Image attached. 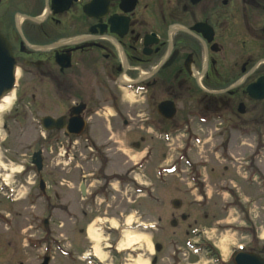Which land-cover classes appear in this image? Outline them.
<instances>
[{
	"label": "flooded vegetation",
	"instance_id": "obj_1",
	"mask_svg": "<svg viewBox=\"0 0 264 264\" xmlns=\"http://www.w3.org/2000/svg\"><path fill=\"white\" fill-rule=\"evenodd\" d=\"M0 35L15 64V98L0 121L3 132L32 124L33 151L18 155L28 157L18 173L33 178L32 201L59 198L55 187L78 173L82 217L98 211V197L113 198L100 187L118 179L106 171L118 136L157 171L173 137L188 140L182 150L200 138L264 140V0H0ZM61 171L68 179L53 184ZM256 175L264 179L261 165ZM251 244L264 261V241ZM160 250L155 242L151 264Z\"/></svg>",
	"mask_w": 264,
	"mask_h": 264
},
{
	"label": "rangeland",
	"instance_id": "obj_2",
	"mask_svg": "<svg viewBox=\"0 0 264 264\" xmlns=\"http://www.w3.org/2000/svg\"><path fill=\"white\" fill-rule=\"evenodd\" d=\"M10 107L11 104L0 115ZM8 124L10 130L3 132L0 121V174L1 178L7 177V185L0 182V264H43L44 256L51 258L47 264H99V260L103 264H137L139 260L151 264L155 242L161 246L155 264H201L202 259L232 264L239 246L248 250L251 242L264 241V179L261 181L256 175L257 166L261 165L264 172V140L260 144L256 139L200 138L190 144L191 149L182 150L188 140L173 137L168 140L170 145L162 149L164 167L157 171L144 161L146 150L134 149L130 139L118 136L112 139L116 141L109 151L111 164L106 169L118 179L111 186L100 187H105V194L113 198L102 201L98 197L94 206L99 210L83 218L78 173L69 176L68 186L55 187L59 198L32 201L33 178H28L27 183L18 172L25 167L30 169L24 159L28 160L26 156L33 151L35 133L31 123L19 124L26 127L23 135L19 125L12 121ZM256 150H263L261 162ZM157 151L160 153L158 148ZM84 168L95 172L98 159ZM132 168L134 179L127 177ZM67 175L61 171L51 180L54 184L55 180L68 179ZM96 186L100 185L93 181L89 189ZM172 199L181 201L180 208L172 207ZM47 204L51 208L43 209ZM64 206H69L68 213ZM181 213L187 216L186 220L179 218ZM173 219L177 224H173ZM90 227L97 241L88 237ZM201 227V233L192 231ZM212 229L216 230L215 235L209 239L207 232ZM224 232L233 233L236 241L227 259L214 243ZM126 233L141 234L142 239L121 251L118 244ZM195 242L209 244L210 251H199L201 247ZM97 251L102 254L101 259L93 255L81 257Z\"/></svg>",
	"mask_w": 264,
	"mask_h": 264
},
{
	"label": "water",
	"instance_id": "obj_3",
	"mask_svg": "<svg viewBox=\"0 0 264 264\" xmlns=\"http://www.w3.org/2000/svg\"><path fill=\"white\" fill-rule=\"evenodd\" d=\"M15 82V64L10 46L6 39L0 35V100L11 94ZM173 208L177 209L181 205L179 199L171 201ZM235 264H264V261L252 252L239 251L234 255ZM49 258L44 259L43 264H47Z\"/></svg>",
	"mask_w": 264,
	"mask_h": 264
},
{
	"label": "bare ground",
	"instance_id": "obj_4",
	"mask_svg": "<svg viewBox=\"0 0 264 264\" xmlns=\"http://www.w3.org/2000/svg\"><path fill=\"white\" fill-rule=\"evenodd\" d=\"M7 98V99H6ZM11 96H5L2 100H0V112L3 111V109H5L6 107H8L11 104ZM88 237L92 240V241H97V236L96 233L94 232V230L90 227L88 229ZM142 239V235L138 234V233H133V234H127L126 236L123 238V240L118 244V249L121 251H126L128 249H130L132 246L138 244L140 242V240ZM150 248V246H149ZM152 248V246H151ZM150 248L149 251L152 252V249ZM94 255L101 259L102 254L100 253V251H97L96 253H94ZM144 261L139 260L137 262V264H143Z\"/></svg>",
	"mask_w": 264,
	"mask_h": 264
},
{
	"label": "clouds",
	"instance_id": "obj_5",
	"mask_svg": "<svg viewBox=\"0 0 264 264\" xmlns=\"http://www.w3.org/2000/svg\"><path fill=\"white\" fill-rule=\"evenodd\" d=\"M14 98H15L14 96L11 97V99ZM14 170H20V169H14ZM5 179H7V177H5ZM215 231H216L215 229H212L211 231L207 232L209 239L213 238V236L215 235ZM214 243L215 246L224 254L225 259H227L231 251V245L236 243L235 236L231 232H224L214 240ZM143 264H147V261H144ZM201 264H214V261L202 259Z\"/></svg>",
	"mask_w": 264,
	"mask_h": 264
}]
</instances>
